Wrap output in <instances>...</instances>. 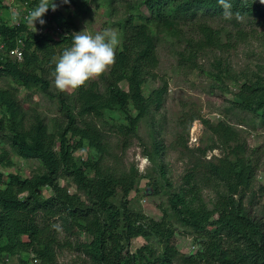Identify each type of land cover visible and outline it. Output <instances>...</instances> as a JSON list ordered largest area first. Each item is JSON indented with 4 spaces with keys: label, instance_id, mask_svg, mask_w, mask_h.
Returning a JSON list of instances; mask_svg holds the SVG:
<instances>
[{
    "label": "trees",
    "instance_id": "obj_1",
    "mask_svg": "<svg viewBox=\"0 0 264 264\" xmlns=\"http://www.w3.org/2000/svg\"><path fill=\"white\" fill-rule=\"evenodd\" d=\"M3 1L0 0V77L48 92L56 56L71 45L77 32L72 16L75 1L55 0L64 10L57 8L53 15L65 29L57 37L50 32L36 33L24 22L9 24ZM15 1L27 2L32 8L39 2ZM122 1L131 12L144 5L149 15H141V22L133 24L121 48H116L115 62L107 73H101L102 85L91 81L75 88V112L62 93L58 94L67 117L64 127L49 131L44 121L38 120L27 130H21L12 113L8 90L0 88V135L9 147H0V253H21L24 264H58L56 249L64 233V244L74 246L86 256L80 264H199L180 253L173 243L176 221L200 233L201 249H193L191 254L199 256L202 264H264V218L252 213V200L247 205L244 202L246 191L256 179L257 164L239 133L226 122L209 125L223 154L183 176L181 189L170 192L169 208L163 210L159 220L133 208L126 199L140 177L137 168L114 172L104 164V158L111 154L106 132L120 138L123 150L137 135L140 120L161 106L162 88L152 90L147 97L142 91L145 78L152 76L158 65L152 25L172 29L174 24L192 21L198 15L224 14L219 0ZM230 3L231 15L264 12V0ZM132 20L130 16L129 23ZM217 36L207 28L197 41L199 47H220ZM15 47L22 51L20 60L9 54ZM121 81H126V89L120 87ZM236 97L240 110L258 114L264 121L263 77L243 80ZM114 115L119 118L113 119ZM88 116L104 119V126ZM91 151L96 157L90 156ZM154 152L159 154L158 144ZM13 155L37 159L40 171L5 174L4 170L15 164ZM147 155L154 160L150 152ZM214 183L222 184L225 191H216L213 208L208 209L201 203L199 187ZM165 185L170 187L167 181ZM70 186L74 191H69ZM46 188L50 190L47 196L43 194ZM117 191L123 196L119 204L113 202ZM80 235L88 239L81 240ZM68 237L76 238L71 241ZM136 237L146 242L133 252L127 250L126 244ZM225 239H233L234 247H226ZM149 240L159 246L148 243ZM31 253L34 262L29 258Z\"/></svg>",
    "mask_w": 264,
    "mask_h": 264
},
{
    "label": "rangeland",
    "instance_id": "obj_2",
    "mask_svg": "<svg viewBox=\"0 0 264 264\" xmlns=\"http://www.w3.org/2000/svg\"><path fill=\"white\" fill-rule=\"evenodd\" d=\"M74 1L72 16L77 32L82 30L95 33L110 29L118 34L117 48H121L133 24L141 22L139 17L149 15L144 5H140L137 12H131L122 0ZM56 8L64 11L59 5ZM130 16L133 20L129 23ZM207 28L218 35L220 47H199L197 41L203 38ZM151 29L156 36L158 65L153 75L145 78L142 91L147 97L152 90L162 88L161 106L140 120L137 135L130 139L123 150L120 138L112 132H106L111 154L104 158V164L114 172L128 170L132 166L137 168L140 177L126 199L133 208L159 220L163 210L169 208L170 192L181 189L183 176L191 169H199L207 160L223 154L209 125L226 122L239 133L240 140L252 152V160L257 164L256 179L246 191L244 202L247 205L252 200L249 205L252 213L264 218V121L258 114L240 110L235 103L236 92L243 80L264 78V12L248 16L231 15L230 18L224 14L212 17L198 15L192 21L174 24L172 29L157 28L154 25ZM110 66L104 73L108 72ZM100 77L101 74L85 84L91 81L101 83ZM119 85L123 89L127 88L126 81H121ZM0 88L8 90V99L13 103L12 113L23 131L38 120H43L49 131L66 125L67 117L57 97L60 93L70 110L76 111L75 89H58L54 84V76H50L48 92L37 86L18 85L4 77H0ZM90 117L104 126V119L92 116L87 118ZM117 118L119 115L113 116V119ZM157 144L159 154L156 156L154 149ZM0 147L9 149L1 135ZM148 152L154 156L153 161L148 157ZM90 156L94 158L96 154L91 151ZM12 159L15 164L6 168L5 174L21 172L25 175L41 169L35 158L13 155ZM166 181L170 187L165 185ZM59 182L65 183L63 180ZM217 190L225 191V188L219 183L199 187L201 203L206 208H213ZM69 191H74V187L70 186ZM49 192L48 188L43 189L45 196ZM122 197L121 191H117L113 202L119 204ZM173 224V243L176 248L190 260L195 259L202 264L199 256L191 254V250L201 249L203 241L200 233L176 221ZM65 236L64 233L60 235V245L56 249L57 263L80 264L86 256L74 246L65 245ZM68 238L74 241L76 237ZM78 238L88 239L86 235ZM144 242V238L136 237L125 247L133 252ZM148 243L159 246L153 240ZM234 243L233 239H225L224 245L231 248ZM22 256L21 253H0V264H24ZM29 258L36 261L33 253L29 254ZM174 264L195 263L175 261Z\"/></svg>",
    "mask_w": 264,
    "mask_h": 264
},
{
    "label": "clouds",
    "instance_id": "obj_3",
    "mask_svg": "<svg viewBox=\"0 0 264 264\" xmlns=\"http://www.w3.org/2000/svg\"><path fill=\"white\" fill-rule=\"evenodd\" d=\"M219 2L224 9L225 17L230 18V0ZM56 7L55 0H39L28 13L27 22L36 29L37 22L40 25L46 23L43 17L49 8L55 10ZM118 43V34L110 29L95 33L82 30L74 32L71 45L64 48L62 54L55 60V86L60 90L75 89L105 72L115 62Z\"/></svg>",
    "mask_w": 264,
    "mask_h": 264
},
{
    "label": "built area",
    "instance_id": "obj_4",
    "mask_svg": "<svg viewBox=\"0 0 264 264\" xmlns=\"http://www.w3.org/2000/svg\"><path fill=\"white\" fill-rule=\"evenodd\" d=\"M4 4L7 6L8 17L7 22L11 25H19L21 22L27 23L29 25V29L33 30L36 33H45L50 32L53 37L60 36L64 34L65 29L61 28V26L56 23V20L53 19V15L56 12V9L53 10L49 8V10L44 14V19L46 21L45 24L40 25L38 22L36 24V29L33 25L27 22V15L32 10V7L27 2H16L15 0H4ZM18 13V14H17ZM0 48H2V44H0ZM9 54L20 60L22 58V51L19 47H15L14 49L9 51Z\"/></svg>",
    "mask_w": 264,
    "mask_h": 264
}]
</instances>
